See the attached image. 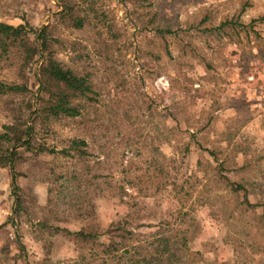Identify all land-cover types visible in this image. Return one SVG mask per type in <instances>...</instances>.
<instances>
[{"label":"rangeland","instance_id":"374dc122","mask_svg":"<svg viewBox=\"0 0 264 264\" xmlns=\"http://www.w3.org/2000/svg\"><path fill=\"white\" fill-rule=\"evenodd\" d=\"M0 22L38 49L0 52L23 87L0 132L30 129L0 166V264H143L182 238L152 264H264V0H0ZM47 53L91 85L76 116L41 110Z\"/></svg>","mask_w":264,"mask_h":264},{"label":"trees","instance_id":"16d2710c","mask_svg":"<svg viewBox=\"0 0 264 264\" xmlns=\"http://www.w3.org/2000/svg\"><path fill=\"white\" fill-rule=\"evenodd\" d=\"M62 11H59L61 14ZM76 24H79V18L75 20ZM224 23H220L223 25ZM31 28L24 24L11 25L0 22V52L4 53L9 46H21L24 52L27 54L31 50V53L37 52L36 47H29L26 45L25 35L30 32ZM168 32L167 29H159V32ZM37 40H40V48L43 50L46 48V41L43 35V30L36 33ZM31 55V54H30ZM41 80L39 83L40 91L46 95L45 104L42 106L41 110L46 116L56 117L58 115L73 117L79 114L76 105H73L71 101L77 97L89 98L92 93L91 85L88 79L84 75L77 74L70 68L63 67L56 59L52 58L50 54L44 56L42 65L40 66ZM22 85L17 84H4L0 82V93L5 92H18L23 90ZM28 126H18L16 123H9L3 126V131L0 132V166L8 165L12 170L13 156L16 153V148L23 146L24 148L30 147V138ZM82 141L71 140L70 145L72 147L78 148ZM58 153H66L65 148L57 150ZM226 186L234 193L238 190L243 189V185L240 183L229 181L225 179ZM11 186L12 193L17 199L16 191L17 186L14 183V174H11ZM243 205L247 207H253V203H249L243 192L242 194ZM260 220L264 221V214L261 215ZM76 235L82 236L84 233L82 231L75 232ZM169 240V237H168ZM161 240L157 239L158 244ZM169 242V243H168ZM167 242V247L165 249L164 255L156 248L149 252L139 254L141 257L134 259L133 262L152 264L159 261V259L170 260L174 259L175 255L170 253V248L173 247L174 243L179 246H185L184 238L177 241L169 240ZM137 248V246H136ZM175 248V247H174ZM173 250V249H172ZM160 262V261H159ZM168 262V261H167Z\"/></svg>","mask_w":264,"mask_h":264}]
</instances>
